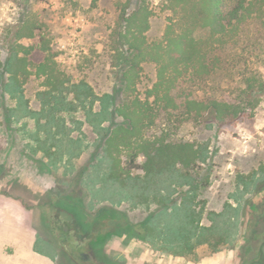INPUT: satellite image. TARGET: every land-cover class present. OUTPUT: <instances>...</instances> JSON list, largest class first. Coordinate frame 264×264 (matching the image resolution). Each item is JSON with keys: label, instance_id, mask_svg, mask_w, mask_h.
I'll return each mask as SVG.
<instances>
[{"label": "trees", "instance_id": "16d2710c", "mask_svg": "<svg viewBox=\"0 0 264 264\" xmlns=\"http://www.w3.org/2000/svg\"><path fill=\"white\" fill-rule=\"evenodd\" d=\"M115 5L118 15L109 34V47L121 68L124 100L120 105L109 111L108 100L102 98V110L95 112L98 97L93 87L85 81L71 82L60 70L45 36L41 42L46 57L35 73L30 61L33 47H12L4 66L9 76L6 91L19 98L18 116L36 119L35 142L54 164L67 155L70 162L79 147L64 113L84 110L89 123L104 138L106 180L124 191L133 208L157 206L143 223L133 225L113 207H103L93 216L67 196L62 214L69 217L70 228L75 222L83 229L80 236L99 246L112 236H135L182 258L194 256L204 245L217 251L232 239L234 227L227 210L207 213L206 200L201 198L202 185L193 171L208 163V146L180 140L177 133L150 131L159 120L172 124L210 116L218 123H228L254 116L264 95V73L251 67L248 59L245 64L240 62L247 53L256 64L264 62V0H165L167 24L157 41L148 36L155 11L147 0H116ZM41 29L35 22H27L19 37L34 38ZM147 63L157 67V80L141 96L138 87ZM233 72L240 78L237 97L230 99L212 84L220 73ZM32 75L43 80L45 87L39 96L40 112L31 111L22 94V86ZM190 83L204 94L198 95ZM105 121H110L111 127H103ZM260 172L264 173V166ZM254 174L241 175L240 184L248 187ZM175 194L180 201L175 200ZM227 208L234 209L232 205ZM205 218L211 225L204 224ZM240 251L242 264H264V205L261 211L251 209Z\"/></svg>", "mask_w": 264, "mask_h": 264}, {"label": "rangeland", "instance_id": "374dc122", "mask_svg": "<svg viewBox=\"0 0 264 264\" xmlns=\"http://www.w3.org/2000/svg\"><path fill=\"white\" fill-rule=\"evenodd\" d=\"M115 1L99 0L94 5L93 0H20L18 3L0 0V73H3L0 77V200L4 197L22 202L38 231L36 247L53 256L57 264H242L240 249L246 220L251 209L261 211L264 205V173L260 172L264 166V95L253 117L228 123H218L210 116L202 121L172 124L159 120L150 131L177 133L180 140L208 146V163L200 164L193 172L202 185L201 198L206 200L207 213L227 210L232 217L233 237L219 250L204 245L194 256L182 258L135 236H112L103 246L92 245L85 235L80 236L83 229L75 222H71L70 228L69 217L62 214L61 205L68 204L67 196H72L93 216L103 207H113L133 225L143 223L157 206L133 208L124 191L106 180L102 161L104 138L89 123L84 110L64 113L79 147L75 148L70 162L67 155L59 163H52L35 142L36 119L18 116L16 112L19 98L6 91L9 76L4 66L12 47L22 44L33 47L30 61L31 71L35 73L36 66L46 57L41 42L45 36L51 42L60 70L71 82L85 81L93 87L98 97L94 111L102 110V98L108 100L109 111L113 110L124 100L121 68L116 66L109 47V34L118 15ZM147 1L155 11L148 36L150 41H157L167 24L165 0ZM27 22H35L42 32L38 31L31 39L20 38L19 30ZM250 55L247 53L240 63L245 64L248 59L251 67L264 73L263 60L256 64ZM239 78L238 72L220 73L212 86L220 87V93L235 99ZM156 80L157 67L145 64L138 87L140 95L144 96ZM189 85L198 95L204 94L194 84ZM44 89L43 80L35 75L22 86L31 111L42 109L39 96ZM114 119L121 122L120 118ZM111 125L110 121L103 123L105 128ZM252 174L254 180L248 187L240 184L241 175ZM174 197L180 201L178 194ZM11 205L14 204L9 202ZM228 205L234 209H228ZM204 224L211 225V221L205 218Z\"/></svg>", "mask_w": 264, "mask_h": 264}, {"label": "crops", "instance_id": "0c3cea01", "mask_svg": "<svg viewBox=\"0 0 264 264\" xmlns=\"http://www.w3.org/2000/svg\"><path fill=\"white\" fill-rule=\"evenodd\" d=\"M0 201V264H57L53 256L36 249L38 231L22 202L4 197Z\"/></svg>", "mask_w": 264, "mask_h": 264}]
</instances>
